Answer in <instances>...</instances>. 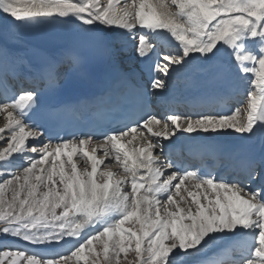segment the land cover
I'll return each instance as SVG.
<instances>
[{
  "label": "snow or ice",
  "instance_id": "obj_1",
  "mask_svg": "<svg viewBox=\"0 0 264 264\" xmlns=\"http://www.w3.org/2000/svg\"><path fill=\"white\" fill-rule=\"evenodd\" d=\"M0 116V264H264V0H0Z\"/></svg>",
  "mask_w": 264,
  "mask_h": 264
},
{
  "label": "rangeland",
  "instance_id": "obj_2",
  "mask_svg": "<svg viewBox=\"0 0 264 264\" xmlns=\"http://www.w3.org/2000/svg\"><path fill=\"white\" fill-rule=\"evenodd\" d=\"M15 243H22L19 241H14ZM70 245H53L49 248L42 249V251L48 252V253H57V252H64L67 248H69Z\"/></svg>",
  "mask_w": 264,
  "mask_h": 264
},
{
  "label": "bare ground",
  "instance_id": "obj_3",
  "mask_svg": "<svg viewBox=\"0 0 264 264\" xmlns=\"http://www.w3.org/2000/svg\"><path fill=\"white\" fill-rule=\"evenodd\" d=\"M4 123V120H3V117L0 116V126H2ZM235 138H232V137H217L215 138L214 140H207V141H210V142H213V141H217V140H223L225 141L227 144H232L233 141H234ZM259 140H257L256 144H255V147L256 145L258 144ZM15 243V242H14Z\"/></svg>",
  "mask_w": 264,
  "mask_h": 264
}]
</instances>
